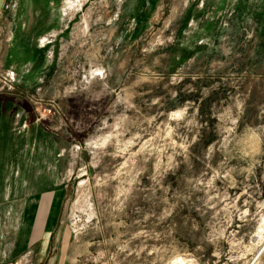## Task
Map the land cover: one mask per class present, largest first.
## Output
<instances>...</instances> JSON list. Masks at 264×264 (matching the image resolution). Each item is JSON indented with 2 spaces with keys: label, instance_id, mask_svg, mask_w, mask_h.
I'll list each match as a JSON object with an SVG mask.
<instances>
[{
  "label": "rangeland",
  "instance_id": "obj_1",
  "mask_svg": "<svg viewBox=\"0 0 264 264\" xmlns=\"http://www.w3.org/2000/svg\"><path fill=\"white\" fill-rule=\"evenodd\" d=\"M0 264H264V0H0Z\"/></svg>",
  "mask_w": 264,
  "mask_h": 264
},
{
  "label": "bare ground",
  "instance_id": "obj_2",
  "mask_svg": "<svg viewBox=\"0 0 264 264\" xmlns=\"http://www.w3.org/2000/svg\"><path fill=\"white\" fill-rule=\"evenodd\" d=\"M263 247V246H262ZM262 250V249H261ZM261 250H260V252H261ZM259 254V253H258Z\"/></svg>",
  "mask_w": 264,
  "mask_h": 264
}]
</instances>
